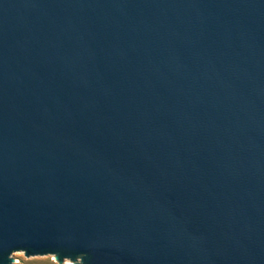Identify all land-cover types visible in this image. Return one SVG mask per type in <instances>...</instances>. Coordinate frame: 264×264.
I'll use <instances>...</instances> for the list:
<instances>
[{"label":"water","instance_id":"1","mask_svg":"<svg viewBox=\"0 0 264 264\" xmlns=\"http://www.w3.org/2000/svg\"><path fill=\"white\" fill-rule=\"evenodd\" d=\"M264 264V0H0V264Z\"/></svg>","mask_w":264,"mask_h":264},{"label":"rangeland","instance_id":"2","mask_svg":"<svg viewBox=\"0 0 264 264\" xmlns=\"http://www.w3.org/2000/svg\"><path fill=\"white\" fill-rule=\"evenodd\" d=\"M52 261H53V258L34 262L28 256L23 254L19 264H51ZM81 263H82V259L80 261H78L77 263H71V264H81ZM55 264H64V263H63V260H59L56 257L55 258Z\"/></svg>","mask_w":264,"mask_h":264},{"label":"snow or ice","instance_id":"3","mask_svg":"<svg viewBox=\"0 0 264 264\" xmlns=\"http://www.w3.org/2000/svg\"><path fill=\"white\" fill-rule=\"evenodd\" d=\"M51 264H55V258H53V261L51 262Z\"/></svg>","mask_w":264,"mask_h":264}]
</instances>
